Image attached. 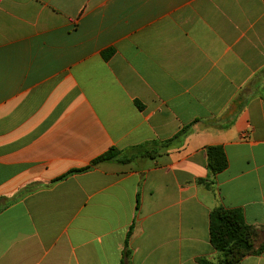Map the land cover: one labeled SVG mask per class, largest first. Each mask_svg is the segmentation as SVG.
Here are the masks:
<instances>
[{
    "label": "crops",
    "instance_id": "obj_1",
    "mask_svg": "<svg viewBox=\"0 0 264 264\" xmlns=\"http://www.w3.org/2000/svg\"><path fill=\"white\" fill-rule=\"evenodd\" d=\"M218 209L264 230V0H0V264H216Z\"/></svg>",
    "mask_w": 264,
    "mask_h": 264
},
{
    "label": "trees",
    "instance_id": "obj_2",
    "mask_svg": "<svg viewBox=\"0 0 264 264\" xmlns=\"http://www.w3.org/2000/svg\"><path fill=\"white\" fill-rule=\"evenodd\" d=\"M186 130L187 128L181 134ZM167 143L159 144L163 147ZM148 146H154L153 151H150L147 148ZM156 146V143H148L145 146L143 145L125 151L111 148L108 152L95 159L90 166L72 170L68 175L89 171L103 162L127 164L138 157H154L158 153ZM207 153L209 174L214 177L226 169L227 159L221 147H209ZM64 177L66 176L62 178ZM210 235L214 248L222 254V260L216 264H239L245 256L261 254L264 251V230L247 226L239 210H216L211 217ZM200 264L213 263L203 260Z\"/></svg>",
    "mask_w": 264,
    "mask_h": 264
}]
</instances>
